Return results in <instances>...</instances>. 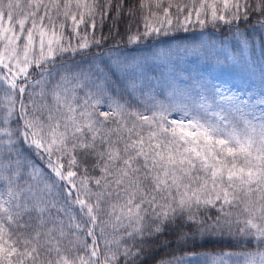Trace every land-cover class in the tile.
Segmentation results:
<instances>
[{"label": "snow or ice", "instance_id": "obj_1", "mask_svg": "<svg viewBox=\"0 0 264 264\" xmlns=\"http://www.w3.org/2000/svg\"><path fill=\"white\" fill-rule=\"evenodd\" d=\"M191 24L227 27L240 87L154 85L112 47L65 67ZM217 237L245 247L154 257ZM153 259L264 264V0H0V264Z\"/></svg>", "mask_w": 264, "mask_h": 264}, {"label": "trees", "instance_id": "obj_2", "mask_svg": "<svg viewBox=\"0 0 264 264\" xmlns=\"http://www.w3.org/2000/svg\"><path fill=\"white\" fill-rule=\"evenodd\" d=\"M188 2V0H184ZM135 25L133 30L135 31ZM241 27H244L243 25ZM124 25H121V36L115 38L109 37L102 47L93 46L91 49L86 50L88 55L77 54L71 59L66 58V63L71 62L75 58L90 59L92 54L102 55L109 47L113 49L116 47L132 46L139 54L137 62L140 65L146 77L151 80L154 85L164 86L169 81L175 79L180 88L195 86L196 82H207L209 84L227 85L231 84L236 87L241 86V81L237 74L232 69H219L214 65V58L211 55V39L213 34L215 39L218 38L220 42H229L231 40L230 34L226 26L221 25L219 29L214 28L211 24L203 29L199 24H191L188 26L187 31L180 29L178 31H171L167 35L161 33L160 35L153 34L147 38L140 40L138 43L129 44L123 32ZM143 31V29H140ZM108 26L103 29V34L108 36ZM211 33L205 43L201 40V35ZM98 36L100 30L97 29ZM261 37H255L256 51L255 59H261L260 50ZM210 42V44H207ZM164 52L165 55L160 56L159 53ZM151 56V59L146 56ZM60 68V62L57 61L55 70ZM159 99L163 100L164 95H160ZM106 110V108H104ZM179 113H172L170 118H179ZM172 241L171 236L166 237ZM244 245L237 246L235 240L229 237L208 238L204 241L197 240L195 244L189 243L187 248L177 251L173 243L171 248L160 249L154 251L155 259L161 257L171 256L173 253L177 255L183 252H217V251H239ZM155 259L148 260L147 264H155Z\"/></svg>", "mask_w": 264, "mask_h": 264}, {"label": "rangeland", "instance_id": "obj_3", "mask_svg": "<svg viewBox=\"0 0 264 264\" xmlns=\"http://www.w3.org/2000/svg\"><path fill=\"white\" fill-rule=\"evenodd\" d=\"M113 55H119L121 59L129 60V61H131L133 59L136 61L139 60V58L134 53H132V51H130L129 49H126V48H114L113 49ZM146 56L151 59L150 55L146 54ZM84 60H87V59L75 58V59L71 60V62L67 63V65L65 67H71L73 61L80 62V61H84ZM59 71H63V69L59 68L54 72H59Z\"/></svg>", "mask_w": 264, "mask_h": 264}]
</instances>
